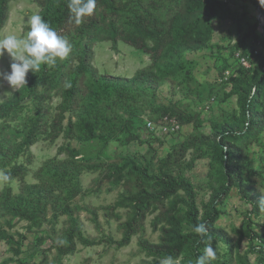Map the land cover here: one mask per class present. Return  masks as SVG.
I'll return each mask as SVG.
<instances>
[{"label": "rangeland", "instance_id": "374dc122", "mask_svg": "<svg viewBox=\"0 0 264 264\" xmlns=\"http://www.w3.org/2000/svg\"><path fill=\"white\" fill-rule=\"evenodd\" d=\"M35 1L11 0L8 3L7 20L0 30V39L10 34L18 38L26 36V28L30 26L28 21L33 14H39L40 11ZM115 1L124 6L122 22L132 14L147 11L164 29L181 2ZM222 1L218 4L212 3L211 8L205 10L203 15L211 28V37L206 46L195 53L185 54L181 60V68L173 76L159 77L155 90L132 92L123 99L110 92L107 99L94 109L98 121L92 123L94 137L89 141H78L75 138L79 113L61 108L64 105L62 91L70 80H74L72 72L77 66L82 44V39L74 35L66 38L71 45L69 55L63 60L58 59L55 66L46 65L45 70L50 74L48 88H38L10 116L0 120V171H19L10 181H0V233L9 242L11 240L12 244L9 245L8 241L0 238V264L152 262L139 248L138 243L140 240L154 244L158 242L159 226L155 229L152 227L157 212H151L146 217L142 230L131 238L128 246L117 248L108 245V239L120 240V224L127 219L129 211L117 206L124 190V181L121 180L117 185L99 186L97 179L107 166L118 167L128 161L146 166L149 173H152L159 161L172 154V149L176 150L188 140L209 136L212 125L227 122L231 116L237 114L236 96L232 95L234 84L229 78L244 75V70L255 64L256 53L261 51L260 46H256L251 52L249 39L243 42L241 39L249 25L256 20L262 21L255 3L263 0ZM123 29L128 31V26L124 24ZM257 31L263 34L260 29ZM146 45L151 47L152 43L147 41ZM91 51V66L100 75L130 78L140 70H153L144 53L120 41L115 45L109 42L94 43ZM11 62L7 53L0 55V73L9 72ZM74 82L77 87L74 99L78 106H84L87 99L82 93L91 85V80L88 75H83L75 78ZM19 88H11L0 78V104ZM41 96L44 97L43 101ZM38 105L45 111H42L40 119V124L44 127L36 137L35 144L25 146L22 141L29 123L35 118ZM262 109L264 111V99ZM164 111L171 112L179 120L177 124V120L170 118L177 125L173 132L167 133V129L162 133L159 130L165 117L162 114ZM57 118L61 119V123L54 139L51 137V126ZM149 121L156 124L153 125L154 131ZM7 145H10L11 152L4 156L2 153ZM194 145L200 150L204 149V145H197V142ZM238 148L241 151L238 163L260 175L246 173L245 184L264 197V125L255 138L245 141ZM66 150L74 151L78 158L74 159V167L68 169V177L56 182L51 178L48 169L56 163L72 161ZM82 159L84 162H81ZM208 164L207 156L195 158L192 150H188L178 164L171 162L169 167L172 175H180L191 183L199 209L206 203L210 193ZM130 183L134 185L132 181ZM34 185L43 186L53 193L50 202L44 205L43 213L29 209L27 211L30 212V220H17L4 212V205H12L13 198L21 195L24 187ZM53 203L54 206L57 204L55 209ZM64 205L68 206L69 211L58 212ZM178 208V215L181 217L185 208ZM218 209L221 214L215 227L227 235L231 246L221 240L212 244L217 252L214 262L264 264V209H260L256 215L252 214L250 205L240 198L236 189L229 192ZM248 220L249 229L263 235V246L258 241L247 239ZM257 225L263 227L258 228ZM181 227L184 232L187 231L183 221ZM73 228H79L82 236L94 241L96 245L84 246L75 241L74 251L62 256L58 253L57 246L66 245L67 232ZM15 243L19 246L18 255L13 253ZM194 260L189 258L188 264H194Z\"/></svg>", "mask_w": 264, "mask_h": 264}, {"label": "trees", "instance_id": "16d2710c", "mask_svg": "<svg viewBox=\"0 0 264 264\" xmlns=\"http://www.w3.org/2000/svg\"><path fill=\"white\" fill-rule=\"evenodd\" d=\"M10 1L0 0V30L7 20ZM136 1L139 2V0ZM35 2L40 9L39 15L57 31L58 35L64 38L74 35L82 39L77 57L78 63L72 72L74 80H70L62 91L64 105L61 108L71 110L72 113H79V121L75 125V138L78 141H89L94 137L92 123L98 121V116L94 112L97 105L106 100L110 92H114L120 99H123L132 92L155 90L159 77L175 75L181 68V60L185 54L195 53L206 46L211 37V28L203 19V15L205 10L211 8L212 3L218 4L223 1L181 0L165 29L160 27L157 20L147 11L132 14L122 22L124 6H120L115 0H96L93 14L83 17L80 24H76L71 18L68 8L69 0H36ZM255 6L262 21L256 20L249 25L241 40L243 42L249 39L252 45L251 52L256 46H260L261 51L256 53L255 64L252 68L245 69L244 75L229 78V81L234 84L232 95L236 96L237 114L231 116L227 122L212 125L209 136L188 140L180 144L176 150L172 149V154L159 161L152 173H149L148 167L130 161L118 167L107 166L99 173L97 179L99 186L117 185L121 180L124 181V190L117 206L127 208L129 211L127 219L120 224V240L108 239V245H114L117 248L128 246L131 238L142 230L146 217L151 212H157L152 227L155 229L157 225L159 226L158 242L154 244L140 240L139 248L148 258H151L150 264H161V261L169 255L178 258L179 264H188L189 258L196 259L203 254V249L209 242L206 237L201 238L193 231V226L197 224L203 223L206 226L211 235L212 244L221 240L231 246L230 239L225 233L216 229L215 223L221 214L218 206L223 203L232 189H236L240 198L250 205L252 214L256 215L260 209H264V197L256 194L245 184L246 173L260 175L252 173L238 163L241 155L238 146L255 138L264 125L262 109L264 99V0L256 2ZM124 24L128 26V31L123 29ZM257 29H260L263 34H259ZM118 41L144 53L150 60L153 70H140L130 78L98 74L90 63L92 44L109 42L115 45ZM147 41L152 43L151 47L146 45ZM45 69L46 65H42L40 71L34 73L30 71L26 75L25 87H20L0 104V120L10 116L38 88H48L50 74ZM83 75H88L91 85L85 93H82L87 99L85 105L78 106L74 99L77 93L74 81L75 78ZM41 98L43 101L44 97L41 96ZM43 110L44 108L40 105L37 106L35 118L29 123L24 135L23 145L35 144L36 137L44 127L40 124ZM163 113L169 120L170 118L177 120L178 124L177 116L174 118L175 116L168 111ZM58 118L51 126V137L54 139L58 135L57 131L61 123V119ZM149 123L156 126L152 121ZM152 133L154 135L153 131ZM131 138L135 139V137ZM101 139L106 141V139ZM194 142H197V145H204V149H198ZM188 150H192L195 158L206 156L209 158L207 176L210 193L208 200L201 205L200 209L196 205V195L191 183L184 177L174 176L169 172L170 163L178 164ZM10 152L11 147L7 145L2 154L7 156ZM66 154L72 161L56 163L48 169L51 172V178L56 182L68 177V169L74 167V159L78 158L72 150H66ZM81 162H84V159ZM7 174L10 177L17 176L19 171L14 170ZM131 181L134 185H131ZM52 196L51 190L43 186L24 187L23 193L13 198V204L4 205L3 210L11 218L30 220L31 215L27 210L43 213L44 205L50 202ZM179 206L185 208L181 217L178 215ZM53 207L55 209L57 204L54 206L53 203ZM68 211V206L64 205L58 212L67 213ZM112 217L119 220L117 216L112 215ZM181 221L187 228L185 232L181 227ZM262 227L258 226V228ZM246 231L249 241H258L260 246H263V235H258L249 229V220ZM0 238L8 241L1 233ZM75 241L84 246L96 245L94 241L84 238L79 228H73L67 232L66 245L57 246L58 253L62 256L71 254L75 249ZM10 242L7 243L12 245ZM252 251L255 250L252 249ZM13 253L19 254L18 243L14 244ZM209 264L217 263L209 261Z\"/></svg>", "mask_w": 264, "mask_h": 264}, {"label": "clouds", "instance_id": "9594fccd", "mask_svg": "<svg viewBox=\"0 0 264 264\" xmlns=\"http://www.w3.org/2000/svg\"><path fill=\"white\" fill-rule=\"evenodd\" d=\"M68 8L71 18L76 24H80L83 17L93 14L96 0H69ZM28 23L30 27L25 37L18 38L10 34L0 39V55L7 53L12 60L10 71L0 73V78L11 88L25 87L26 75L30 71L38 72L42 65L55 66L58 59H65L71 52V45L67 39L58 35L41 15L33 14ZM10 180L9 174L0 171V181ZM193 231L209 241L203 249V254L194 260V264H209V261H215L217 252L212 246V238L206 226L203 223L197 224L193 226ZM161 264H179V260L169 255Z\"/></svg>", "mask_w": 264, "mask_h": 264}, {"label": "built area", "instance_id": "2783aa9c", "mask_svg": "<svg viewBox=\"0 0 264 264\" xmlns=\"http://www.w3.org/2000/svg\"><path fill=\"white\" fill-rule=\"evenodd\" d=\"M161 125L159 126V130L162 131V133L166 132L167 129V133H169V131L173 132L177 129V125L174 121L169 120L168 118L164 117L161 121ZM152 126V127H151ZM150 127L153 129V131L155 130V128L153 127V125H150ZM157 128V127H156ZM165 133V134H167Z\"/></svg>", "mask_w": 264, "mask_h": 264}]
</instances>
